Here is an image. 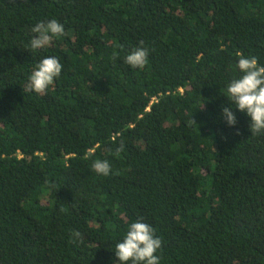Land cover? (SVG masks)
<instances>
[{"label":"trees","instance_id":"obj_1","mask_svg":"<svg viewBox=\"0 0 264 264\" xmlns=\"http://www.w3.org/2000/svg\"><path fill=\"white\" fill-rule=\"evenodd\" d=\"M51 19L64 34L32 50ZM241 56L264 66V0H0V264H119L141 218L159 264H264V133L227 98Z\"/></svg>","mask_w":264,"mask_h":264},{"label":"clouds","instance_id":"obj_2","mask_svg":"<svg viewBox=\"0 0 264 264\" xmlns=\"http://www.w3.org/2000/svg\"><path fill=\"white\" fill-rule=\"evenodd\" d=\"M32 32L36 34L30 41L32 50L41 49L49 45L54 37L64 34V25L56 19L47 22H38ZM134 48L125 57V63L132 68L143 69L148 64L149 49L143 47ZM122 47V46H121ZM63 65L56 57L43 58L29 77L28 90L37 94H46L61 74ZM238 69L242 76L233 79L227 87V98L236 109L245 112L250 117V131L252 135L264 133V66L258 64L255 56L243 57L238 60ZM233 107H223L222 116L228 126H235L236 117L231 110ZM193 123L195 121L192 120ZM196 124V123H195ZM239 135V131H237ZM124 151V143L121 141L116 153ZM93 170L103 176H108L111 171L107 160L97 159L92 164ZM75 237H81V233L75 231ZM162 247V240L156 236L155 229L143 222L142 218L130 224L124 238L116 244L115 256L119 264H159L157 251Z\"/></svg>","mask_w":264,"mask_h":264},{"label":"built area","instance_id":"obj_3","mask_svg":"<svg viewBox=\"0 0 264 264\" xmlns=\"http://www.w3.org/2000/svg\"><path fill=\"white\" fill-rule=\"evenodd\" d=\"M179 90L181 91V88H179Z\"/></svg>","mask_w":264,"mask_h":264}]
</instances>
